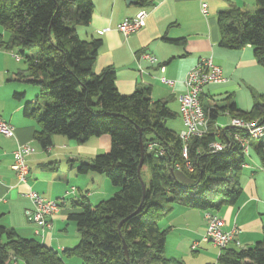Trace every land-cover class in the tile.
Masks as SVG:
<instances>
[{
    "label": "trees",
    "instance_id": "1",
    "mask_svg": "<svg viewBox=\"0 0 264 264\" xmlns=\"http://www.w3.org/2000/svg\"><path fill=\"white\" fill-rule=\"evenodd\" d=\"M134 2L141 7L152 4ZM255 4L254 11L234 6L218 12L219 44L231 49L252 45L264 67V0ZM94 8L93 0H0V24L8 33L7 39L0 37V45L17 49L25 58L27 67L17 78L40 88L35 100L24 106V114L40 124L34 138L48 149L55 134L79 143L109 134L110 149L80 163L77 172L103 173L118 187L112 197L98 203L86 195L72 200L76 209L69 217L77 224L80 240L62 254L0 224V264H19L20 259L24 264H64L63 255H77L84 264H184L165 254L169 229L162 228L160 221L172 212L165 203L215 211L235 204L242 195L240 173L246 157L234 138L238 129L214 132L211 122L220 109L234 118L264 122V94L252 93L249 110L233 100L222 107L205 105L208 128L191 136L185 157L180 132L167 126L168 120L178 117L169 105L172 98L154 100L150 86L123 94L113 66L95 70L103 40L83 39L77 31L78 25L90 22ZM165 38L175 44L186 42L185 37ZM33 48L38 51L28 54ZM257 140L264 162V138ZM214 142L222 143L223 149L213 150ZM141 160L145 187L138 171ZM218 264H264V237L247 248L220 249Z\"/></svg>",
    "mask_w": 264,
    "mask_h": 264
},
{
    "label": "crops",
    "instance_id": "2",
    "mask_svg": "<svg viewBox=\"0 0 264 264\" xmlns=\"http://www.w3.org/2000/svg\"><path fill=\"white\" fill-rule=\"evenodd\" d=\"M93 1L95 8L90 22L78 25L77 31L83 39L101 38L103 40L95 70L100 72L105 67L113 66L117 73L116 84L121 93L131 94L139 86H150L154 100L172 98L169 105L178 112V117L182 121L180 95L185 91L183 81L186 74L200 58L212 57L222 67L226 80L210 83L204 87L201 99L204 109L205 105L207 108L215 105L222 107L231 100L237 103L234 91L239 88L242 80L247 79L242 72L257 63V60L252 45H246L242 49H231L219 44L217 14L222 9L231 8L237 3L240 5L246 1L150 0L152 4L147 7L139 6L134 0L129 3L127 0ZM203 1L208 4L206 15L201 8ZM142 8L148 10L145 25L126 36L119 30L121 22L127 17H135ZM1 36L3 39L8 38L7 31L0 24ZM165 37H185L186 42L175 44ZM17 51V49L10 50L0 45V116L10 121L15 127L13 137L0 133V224L14 228L23 237L43 241L62 254L64 248L74 247L80 240L77 224L69 217L70 213L76 209L72 200L86 195L91 201L90 197L99 191L89 189L93 187V182L102 178L93 175V171H89L84 177L87 179L86 182L76 185L74 183L79 176L77 166L83 161H91L99 152L108 151L111 147V136L102 134L96 139L97 143L93 144L92 138L85 143H79L64 135L55 134L53 145L43 149L34 138L35 131L40 128L38 119L24 114L25 103L34 101L36 96L32 98L35 92L29 89L26 81L17 78V73L26 69L21 64L23 57L19 60L15 57L14 54ZM144 51L154 54L158 62L152 63L148 59H142L141 53ZM162 65L165 66L164 71L161 69ZM161 75L175 80V84L170 86L162 82ZM16 92L24 94L17 97ZM220 100L223 103H220ZM237 105L242 108L238 103ZM219 111L227 114L230 119L228 124L219 123L217 120L219 113L211 122L214 132L234 126L232 124L234 117L229 111L227 109ZM258 141L251 139L249 151L245 154L246 161L240 173L243 192L239 200L235 204L225 205L213 211L224 219L226 230L237 228L235 241L229 245L237 249L253 246L264 237V162L258 154ZM20 144H31L35 148V152L27 156L30 172L26 183L19 182L12 167L14 150ZM253 150L256 156L251 155ZM93 153L96 154L93 156ZM65 159L68 163L71 161L68 164V171L62 164ZM103 180L105 186L107 182L106 179ZM72 186H75L77 190L75 193L68 194ZM29 189L38 191L50 199L65 198L60 212L54 218L53 228L47 232L45 239L36 234V224L26 215V210L31 207V200L27 193ZM187 208L181 205L172 206L174 211L172 215L162 219L163 222L167 218L171 221L162 224L161 220V227L169 226L172 230L178 228V225L174 223L181 214L190 213V209ZM203 217L205 223L202 224V229H190V225L193 224L189 218H186L189 222L183 229L191 232L192 236L195 233L199 236L201 231L206 232L207 225L205 216ZM71 221L75 222L76 229L71 226ZM179 229L182 228L179 227ZM188 241L192 242L189 238ZM198 241L200 240L192 242V249H198L201 246ZM204 243L211 245L208 253L215 252L218 260L220 248L207 241ZM66 258L67 256L63 255L64 262L69 264L71 259Z\"/></svg>",
    "mask_w": 264,
    "mask_h": 264
},
{
    "label": "built area",
    "instance_id": "3",
    "mask_svg": "<svg viewBox=\"0 0 264 264\" xmlns=\"http://www.w3.org/2000/svg\"><path fill=\"white\" fill-rule=\"evenodd\" d=\"M201 8L205 15L208 14V4L206 1L202 2ZM147 15L148 10L142 8L135 17L124 19L119 26V30L126 36L139 30L145 25ZM14 55L18 60L21 59L18 53ZM141 58L148 59L152 63L158 62V58L147 51L141 53ZM161 69L164 71L165 66L162 65ZM160 79L170 86L175 84V80L164 75H161ZM224 80H226V77L223 75L222 67L212 57L200 58L198 63L187 72L183 81L185 91L180 95V116L184 123V129L179 133L184 142L185 157H187V146L191 136L202 135L207 130L208 119L201 100L204 87L207 84L222 82ZM232 124L238 128V131L234 134V138L240 143L245 154L249 151L251 139L264 138V122L259 123L258 120H246L235 117L232 119ZM0 133L7 137L15 136L14 125L2 116H0ZM212 147L213 150L217 151L223 149L224 145L220 142H214L212 143ZM150 148H152V145ZM34 152L35 148L31 144H20L14 150L12 167L20 183H26L27 181L30 172L27 156ZM76 190L77 188L72 186L68 190V194L75 193ZM27 193L31 200V207L26 210V215L31 222L36 224V234L41 235L42 239H45L47 232L53 228L54 218L60 212L61 204L65 198L53 200L33 189H29ZM205 219L207 228L203 236L204 241L210 242L220 249L229 247L230 243L235 241L238 232L237 228L234 227L231 230H226L224 228V219L217 213L206 210ZM15 264L17 263L15 262Z\"/></svg>",
    "mask_w": 264,
    "mask_h": 264
},
{
    "label": "rangeland",
    "instance_id": "4",
    "mask_svg": "<svg viewBox=\"0 0 264 264\" xmlns=\"http://www.w3.org/2000/svg\"><path fill=\"white\" fill-rule=\"evenodd\" d=\"M246 1L245 3H240V5L236 4V7L242 8V9H249L251 11H254L256 8V4H255V0H244ZM234 7V6H232ZM254 50V48L252 49ZM38 51V48H33L31 50L28 51V54L32 55L35 54ZM21 64L26 68L27 67V63L25 62V58H23V60L21 61ZM243 75H245V77H247L246 81H241L239 88L234 91L235 92V100L237 101V103L244 109H250V107L253 105V95L252 92L255 93H261L264 94V67L262 65H260L258 62L253 64V66H251L250 68H248L246 71L242 72ZM26 85L29 87V89L32 92H35L33 97L39 95L40 94V88L37 85H34L32 83H28L26 82ZM48 99H43L40 101L41 105H43ZM220 103H223V101H219ZM43 108L41 109V112H43ZM230 117L225 114L224 112L221 113L218 117L217 120H219V123H224V124H228ZM167 126H169L172 129H175L177 131L182 130L183 129V123L181 121V119L178 117L176 119H171L168 120L167 122ZM180 132V131H179ZM61 135V134H60ZM90 138L93 139V144H96L97 142L96 139L98 138V136L94 135L91 136ZM254 141V140H253ZM254 149V148H252ZM104 152V151H102ZM101 153V152H99ZM96 153H93V156ZM253 156H256L255 151H252ZM247 158L250 156L246 155ZM71 163V161H69ZM68 161L62 162L63 166L66 167V170H69L68 167ZM78 168V166H77ZM86 175L85 174H79L78 176V180L75 181L74 184L79 185L81 182L85 181L86 182V178H84ZM93 175H97V177H102V178H98L97 181L94 183L93 182V187H90L89 190L93 191H99L98 193H94L90 199L92 201V203H98L101 200H105L108 199L110 197H112L115 192L117 191L118 187L113 185V183L111 182L110 178L107 177L105 174L103 173H99L96 171H93ZM144 176L147 180H149L150 178V173L149 170L147 168V166H145L144 169ZM106 179V184L104 186V180ZM110 185V186H109ZM89 192V191H88ZM87 194V192H86ZM55 200V199H53ZM179 204L177 203H170L167 202L165 203V207H170V206H178ZM190 209V213H183L180 215V217H178L176 219V222L174 223V225H178V228L172 230V228L169 229V226L167 227L169 229L168 231V235H167V239H166V255L168 257H174L180 260H183L184 264H206V263H214V264H218V260H217V255L215 252H213L212 254L208 251H210V247L211 245L209 243H204L203 241V236L205 234V231H201L200 235H193L191 232H187L186 230H184L183 228H185V224L187 222H189V220H186V218H189L190 221L192 222L193 225H190V229H198L201 228L202 229V224L205 223L204 221V217L205 216V210H201V209H197V208H187ZM217 211V210H216ZM174 211L171 212V215ZM199 213V214H198ZM206 220V219H205ZM168 221L170 222L171 219L167 218L164 220L165 223H168ZM162 220V224L164 223ZM71 226L74 227L76 229V224L74 221H71ZM164 226V225H163ZM179 227H181L182 229H179ZM188 238L190 240L195 241V240H200L198 242H200L199 244H201V246L198 249H195L191 247L192 242L188 241ZM62 253V252H61ZM67 256V255H66ZM70 258V263L69 264H84L83 260L81 259V257L77 256V255H73V256H67V258ZM66 258V259H67ZM65 263V262H64ZM19 264H24L23 260H19ZM66 264V263H65Z\"/></svg>",
    "mask_w": 264,
    "mask_h": 264
},
{
    "label": "water",
    "instance_id": "5",
    "mask_svg": "<svg viewBox=\"0 0 264 264\" xmlns=\"http://www.w3.org/2000/svg\"><path fill=\"white\" fill-rule=\"evenodd\" d=\"M131 1H133V0H127L128 3L131 2ZM142 165H143V160H141V162H140V164H139L138 171H139V175H140V177H141V179H142L143 186L145 187V186H146V185H145V182H144V180H143V178H142V176H141V168H142ZM125 249H126V250H125L126 255L128 256V250H127L126 245H125Z\"/></svg>",
    "mask_w": 264,
    "mask_h": 264
}]
</instances>
